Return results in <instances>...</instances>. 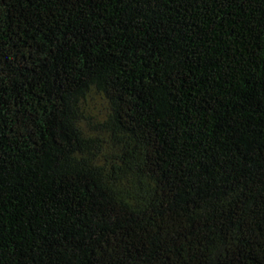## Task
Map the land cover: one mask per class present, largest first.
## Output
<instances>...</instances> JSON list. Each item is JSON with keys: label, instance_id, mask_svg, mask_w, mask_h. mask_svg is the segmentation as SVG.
<instances>
[{"label": "trees", "instance_id": "obj_1", "mask_svg": "<svg viewBox=\"0 0 264 264\" xmlns=\"http://www.w3.org/2000/svg\"><path fill=\"white\" fill-rule=\"evenodd\" d=\"M0 264H264V0H0Z\"/></svg>", "mask_w": 264, "mask_h": 264}, {"label": "rangeland", "instance_id": "obj_2", "mask_svg": "<svg viewBox=\"0 0 264 264\" xmlns=\"http://www.w3.org/2000/svg\"><path fill=\"white\" fill-rule=\"evenodd\" d=\"M96 109H100V110L103 109V106L101 105V102H100L99 99H98V105H97ZM96 113H97V112H96Z\"/></svg>", "mask_w": 264, "mask_h": 264}]
</instances>
